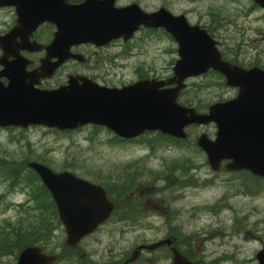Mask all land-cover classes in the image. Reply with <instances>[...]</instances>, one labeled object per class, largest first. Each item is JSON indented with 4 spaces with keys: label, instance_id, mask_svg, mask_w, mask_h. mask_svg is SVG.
<instances>
[{
    "label": "rangeland",
    "instance_id": "rangeland-1",
    "mask_svg": "<svg viewBox=\"0 0 264 264\" xmlns=\"http://www.w3.org/2000/svg\"><path fill=\"white\" fill-rule=\"evenodd\" d=\"M133 1H139L147 10L165 4L173 13L185 14L190 23L208 27L220 41L225 58L234 63L264 64V57L254 55V47H246L249 41L264 48L260 34L264 21L255 19V15L264 12H254L255 20L244 17V7H250L254 0H119V4ZM6 22L7 12L1 10L0 34ZM159 35L151 33L138 38L135 48L142 51L130 57H115V69L110 60L100 59L108 70L97 73L94 79L101 84L121 86L141 77L168 76L175 44ZM188 85L181 101L203 111L214 100H224L236 93L226 87L217 73L190 79ZM201 131L190 129V140L179 147L161 135L145 134L127 142L114 137L108 129L91 126L66 132L41 126L0 129V161L19 166L44 159L55 169H69L91 181H100L119 204L137 199L138 204L146 201L149 208L163 204L167 211V217H147L150 227L139 231L116 222L115 227L104 226L82 242L81 251L73 253L63 246L64 228L56 223L44 199L31 203L25 190L0 178V227L7 230L11 224L23 231L32 228L45 232L40 244L64 254L58 264H72L71 257L77 260L75 264H84L83 258L89 262L114 256L115 261L122 262L137 241L151 239L167 229L180 234V248L198 264H257L255 254L264 247V182L262 194L248 193L247 175L230 173L225 168L212 171L205 153L196 147ZM211 131L215 128L211 127ZM166 219L169 220L165 222ZM81 252L86 256L81 257ZM2 255L0 264L15 263V254ZM168 257L160 251L153 256L144 255L136 264H172Z\"/></svg>",
    "mask_w": 264,
    "mask_h": 264
},
{
    "label": "water",
    "instance_id": "water-1",
    "mask_svg": "<svg viewBox=\"0 0 264 264\" xmlns=\"http://www.w3.org/2000/svg\"><path fill=\"white\" fill-rule=\"evenodd\" d=\"M113 0H86L70 5L66 0H0L14 5L17 25L0 42L5 47L4 70L9 79L0 83V126L26 127L43 124L59 129H74L86 124L105 126L124 138L145 131L159 130L185 138L191 124L215 122L216 138L203 133L198 145L213 169L223 160L228 170L248 169L264 177V71L246 69L223 61L216 41L199 25H190L185 15H173L161 8L144 12L137 4L116 8ZM264 7V0H255ZM49 20L57 26L52 43L46 47L47 59L41 73H26L24 59L8 61V51L16 36H28L41 22ZM164 27L179 44L180 59L175 74L168 79H140L122 87H105L87 77L70 76L68 84L55 90L35 87L39 77H48L69 53L70 45L80 42L103 44L112 38H130L139 26ZM18 56L17 51L12 52ZM56 57V63L48 58ZM214 68L226 77V83L239 88L236 98L209 106L208 113L178 102L185 80ZM79 80L81 82H79ZM175 84V87L166 86ZM51 192L59 219L66 233V245L77 247L85 236L93 233L110 215L113 203L105 189L80 178L70 171L55 172L48 166L29 162ZM170 240L135 248L128 261L137 258L142 248L152 250ZM256 258L264 264V248ZM55 255L45 254L40 247H26L17 264H53ZM173 264H193L173 249Z\"/></svg>",
    "mask_w": 264,
    "mask_h": 264
},
{
    "label": "flooded vegetation",
    "instance_id": "flooded-vegetation-1",
    "mask_svg": "<svg viewBox=\"0 0 264 264\" xmlns=\"http://www.w3.org/2000/svg\"><path fill=\"white\" fill-rule=\"evenodd\" d=\"M86 0H66L67 4L70 5H80L83 4ZM113 5L117 7H123L126 5H129L130 3H125V4H119V0H113ZM131 3H137L139 4V6L145 10V11H154L158 8L164 7V8H168L167 5L163 4L160 5L158 7H154L152 10H147L145 6H142V4L139 1H133ZM3 10L5 12H7V16H8V23L6 22V26L3 30H1V34L5 35L6 33H8L14 26H16L17 24V14H16V10L14 7L12 6H7V7H0V11ZM262 11L264 12V8L260 7L257 3L254 2V4H252L250 7H244V17H246V20L250 19V20H257V21H264V13H260L258 15H255V19L253 17V13H257L258 11ZM199 24V23H197ZM201 27L207 29V31L211 34V36L213 37V39H215L217 41V47L220 49V41L217 40L215 38V36L210 32L208 27H205L204 25L199 24ZM257 27V26H256ZM57 31L56 25L50 21H43L41 22L35 29H33L31 31V33L28 36V41L26 42L23 37L20 36H16L14 39V43L11 45V49L7 50L9 57H8V61L10 60H14L16 58H20V59H24L26 65H25V71L26 73H32V72H37V73H41V69L40 66L42 65V60L47 59V49L46 47L48 45H50L55 37V33ZM245 32V30L243 31ZM152 34H160V37H166V38H170V40L175 44V48H174V59L170 62L169 66L167 67V75H172L175 71H174V64L178 58V54H177V50H178V46L176 45V43L174 42L173 38L168 36L167 32L164 29H156V30H152L151 28L148 27H144L141 26L139 27V29L134 33L133 37L130 40H124V39H110L107 42L103 43V44H96L95 42H80L77 44H72L69 47V53L75 55H70L69 57H67L62 63H60L59 65L56 66V68L53 69L52 74L50 76H48L47 78H43V77H39L38 78V83H37V87H39V89H46V90H53V89H57L60 87H63L65 85L68 84V80L70 76H87L88 78L92 79L93 81L99 83L97 80L94 79L93 76H95L97 73L100 74L105 70H108L107 68L103 67L102 64L103 61H100V59H108L110 60V63L113 64V69H115V57H130L133 55V53H135L136 51L140 52L142 51L141 49H136L135 48V42L138 38H142L148 35ZM260 34L262 35V37L264 38V30L260 32ZM244 38L246 37V34H244ZM255 41V40H254ZM5 47H7L6 45H4V43L1 45L0 44V73L4 70V64L2 63V61H5V54H6V50ZM246 47H254V55L258 58L260 57H264V48H259L258 46L252 44L251 42L247 41ZM17 51L18 56H14L13 55V51ZM222 58L224 60H229L227 58H225V56L223 55L222 51ZM78 55V56H76ZM58 61V58L56 57H50L48 58V62L49 63H56ZM245 66V65H243ZM251 66H258L259 68L264 70V64L262 63L260 65V63L258 62L257 64H253ZM251 66H245L247 68L251 67ZM142 67V66H141ZM110 69H112V67H110ZM141 71V69H139ZM146 70V68H145ZM102 71V72H101ZM143 71V70H142ZM145 72V71H144ZM143 73V72H141ZM209 73H213L215 74L216 72L212 69H210L206 74ZM0 82L3 84H7L8 83V79L4 76L1 75L0 76ZM101 84V83H99ZM101 85H105V86H109V87H113L107 84H101ZM236 91V90H235ZM222 100V98L220 99H216L211 103L217 102ZM198 128L199 130H202L201 133H207L208 136L210 138H214L215 137V132H216V126L214 123H211L209 125L206 126H191L189 127V131L192 128ZM207 127V128H206ZM211 127L215 128V131H211ZM207 129V130H206ZM51 130H56V129H51ZM114 134V133H113ZM145 134H152V135H160L158 132L155 133H145ZM143 134V135H145ZM141 135V136H143ZM140 136V137H141ZM115 137V134H114ZM120 138V137H119ZM139 138V137H138ZM171 140L174 141H181L178 140L177 138H171L169 137ZM137 139V138H136ZM136 139H124V138H120L119 140L122 141H127V142H134ZM189 139V138H188ZM183 141L182 144H187V140ZM196 145H197V141H196ZM193 147V145H192ZM197 148H199L198 146H196ZM200 149V148H199ZM210 167V166H209ZM211 168V167H210ZM226 168V163H223L221 168ZM220 169L218 171H214V172H219ZM230 172V171H229ZM236 172H240L242 174L247 175L249 179V186L245 185V189H249L250 187V192L248 193H255L256 194H262L261 191V183L264 182V178L254 175L251 172H249L248 170H242V171H235V172H230V173H236ZM254 187V188H251ZM110 200L113 203L114 209L113 212L111 214V216L109 217V219L107 221H105V223L98 228L97 232H99L101 230V228H103L104 226L107 225H112L115 227V222L119 225H127L128 229H134L133 231H139V230H143L145 228H149L150 225L148 224V220L147 217H157V218H161V217H167V211L165 210V206L162 204L161 206L157 207V206H153V208H149L147 207L146 201L143 202L142 204H138L137 199L134 197L133 199L136 200H127V201H120V204L118 203L117 200H115V195L110 196L109 197ZM119 198V197H118ZM120 199V198H119ZM173 211V210H172ZM115 217L116 220H115ZM169 219H166L165 222H167ZM166 233L157 235L156 237H153L151 239H142L136 242V245L133 246V250L139 246H143V245H148V244H153L156 242H159L161 240L164 239H171V245H168L167 243L157 247L156 249L152 250V251H148L147 249L142 248L137 259L135 261H127L130 257H131V253H128L127 255L125 254L124 258L122 259V262L119 261H115V256L113 257V259H105V260H90L89 262L86 260V258H83L84 260V264H136L137 262H139L142 257L144 255H155L156 253L163 251L166 252V255H168V259H172V248H176L178 250H182V248H180L181 244H180V234L178 232H176L175 230H166ZM161 232V231H160ZM132 250V251H133ZM79 251H81V249L79 248ZM81 257H85L86 253L81 252L80 253ZM186 255V254H185ZM187 257L189 259H191L192 261H194V259L192 258L193 256L188 255L187 253ZM172 261V260H171ZM77 261L73 262V264H75ZM197 263V262H196Z\"/></svg>",
    "mask_w": 264,
    "mask_h": 264
},
{
    "label": "trees",
    "instance_id": "trees-1",
    "mask_svg": "<svg viewBox=\"0 0 264 264\" xmlns=\"http://www.w3.org/2000/svg\"><path fill=\"white\" fill-rule=\"evenodd\" d=\"M42 160L44 163L46 161ZM0 178L5 180L12 181V187L25 190L30 199L35 201L36 204L40 203V199H44L46 206L48 205L54 214V219L57 224H60V221L57 217V212L55 204L51 199L49 191L40 183V179L35 171L28 168L24 163L19 166L6 161H0ZM7 230L0 227V250L4 252H19L25 246L33 245L40 243L42 241V235L45 232H38L32 228H29L25 231L22 227H13L11 224L7 225ZM47 230V225L43 228Z\"/></svg>",
    "mask_w": 264,
    "mask_h": 264
}]
</instances>
